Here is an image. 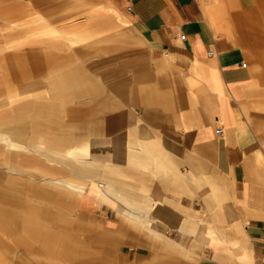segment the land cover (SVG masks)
<instances>
[{
	"label": "crops",
	"instance_id": "0c3cea01",
	"mask_svg": "<svg viewBox=\"0 0 264 264\" xmlns=\"http://www.w3.org/2000/svg\"><path fill=\"white\" fill-rule=\"evenodd\" d=\"M111 1L93 4L90 13L111 11L98 20L126 22ZM115 1L143 38L148 58L137 67L144 65V76L135 81L128 72L119 80L112 69L110 82L94 89L108 96L77 104L72 94L88 85L72 87L76 71L57 77L52 90L63 115L94 123L68 130L62 113L48 112L31 118L29 131H15L20 139L29 134L37 159L71 169L44 157L40 145L47 144L49 154L85 166L56 173L30 162L29 174L79 194L86 189L78 203L63 201L73 219L84 216L78 235L94 236L101 243L96 258L117 260L111 264H264V5ZM82 41L59 43L74 49ZM83 70L78 83L88 77ZM102 70L96 79L108 77ZM48 120L59 123L53 128ZM66 130L69 136L61 135ZM0 133V140L7 136ZM0 211L5 218L7 207Z\"/></svg>",
	"mask_w": 264,
	"mask_h": 264
},
{
	"label": "rangeland",
	"instance_id": "374dc122",
	"mask_svg": "<svg viewBox=\"0 0 264 264\" xmlns=\"http://www.w3.org/2000/svg\"><path fill=\"white\" fill-rule=\"evenodd\" d=\"M79 1L88 6L72 0H0V129L7 133L0 140V206L7 207V215L0 218V264H111L117 261L106 256L96 258L101 243L92 235L86 239L78 235L85 229L81 223L84 216L76 214L73 219L74 209L63 201L69 199L78 203L86 195V189L79 194L33 180L29 174L30 162L45 171L46 166L53 167L56 173H73L72 170L37 159L30 154L29 134L21 139L20 134H16L20 128L31 129V118L47 117L48 112L60 117L61 95L58 90L53 92L52 85L63 73L84 69L88 75L85 80L92 79L86 88L72 94L76 104L79 98L85 101L108 96L105 89L97 92L94 89L103 82H110L112 69L119 80H124L128 72L135 81L144 76L148 51L127 10L115 0ZM109 1L114 3L115 10L124 14L126 22L113 17L98 20L111 11L90 13L93 4L105 5ZM260 2L264 5V0ZM68 10L70 12L66 13ZM79 36H83V41L74 49L59 43ZM142 63L143 66L137 67ZM96 70L105 71L108 77L96 79ZM84 81H76L72 87L76 89L86 84ZM61 118L68 130H85L95 121L73 119L69 113H62ZM46 121L37 122L41 125ZM48 122L53 128L59 123L57 120ZM61 135H68V131ZM21 145L22 148H18ZM103 178L107 179L106 175L103 174ZM40 205L44 206L43 212L37 210L41 209ZM81 208L78 205V209Z\"/></svg>",
	"mask_w": 264,
	"mask_h": 264
},
{
	"label": "bare ground",
	"instance_id": "6f19581e",
	"mask_svg": "<svg viewBox=\"0 0 264 264\" xmlns=\"http://www.w3.org/2000/svg\"><path fill=\"white\" fill-rule=\"evenodd\" d=\"M80 71H81L80 69H77L76 72L74 73V76L76 77V79L74 81H78L77 77H79L78 73ZM89 83H90V81H87L86 84H84V85H88ZM58 84L59 85H65V84H62L61 81H59ZM84 85H82V86H84ZM40 113L42 114V112H40ZM40 135L46 136V134H43V133H41ZM40 148L42 150H44V152H45L44 157L49 159V160H52L55 163L64 164L65 166H69L71 169H76V170L81 169L85 166L84 162H81V161H78V160L72 159V158L68 160V159L62 157L61 154H59V153L49 154L50 148L47 147V144L40 145ZM77 188H79V187H77ZM77 188H76V190H78Z\"/></svg>",
	"mask_w": 264,
	"mask_h": 264
},
{
	"label": "built area",
	"instance_id": "2783aa9c",
	"mask_svg": "<svg viewBox=\"0 0 264 264\" xmlns=\"http://www.w3.org/2000/svg\"><path fill=\"white\" fill-rule=\"evenodd\" d=\"M129 10H131V8H129ZM210 54H212V52H211ZM222 132H223V130H222V129H219V130H218V133H220V134H221Z\"/></svg>",
	"mask_w": 264,
	"mask_h": 264
}]
</instances>
